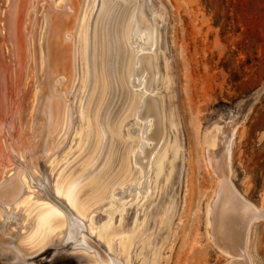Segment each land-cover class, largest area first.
Returning <instances> with one entry per match:
<instances>
[{
  "label": "rangeland",
  "instance_id": "obj_1",
  "mask_svg": "<svg viewBox=\"0 0 264 264\" xmlns=\"http://www.w3.org/2000/svg\"><path fill=\"white\" fill-rule=\"evenodd\" d=\"M139 1L81 2L71 35L76 73L66 91L71 116L50 139L56 147L48 156L43 146L39 153L35 150L41 139L33 133L30 142L28 131L19 135L17 101L21 88L30 97L27 103L34 102V93L48 77L45 15H73L70 2L77 5L78 0H0V184L5 175L26 182L4 222L13 221L12 212L19 214L15 218L21 221L9 224L17 235L27 231L38 204L54 203L55 198L64 207L57 205L66 222L56 233L65 232L42 251L24 256V264H230L243 257L246 264H264V0H141L154 31V47L141 51L154 57L153 90L131 83L139 50L128 38ZM143 66L142 61L138 70ZM62 79L51 78L52 95L62 97L54 91L61 92ZM150 98L164 113L161 139L152 136L154 122L149 125L136 116L141 99L143 107ZM137 142L142 153L134 163L129 154ZM227 145L228 184L258 212L244 254L233 259L220 252L212 229L220 180L209 154ZM21 152H30L29 158ZM139 174L144 198L134 197V187L127 190L126 184H136ZM75 176L80 177L79 202L72 208L55 195L54 185ZM73 219L81 222L80 231L66 239L65 226ZM107 224L114 225L110 236L103 233ZM124 227L133 230L120 233ZM0 236L11 238L3 232ZM1 244L0 264H22L6 248L2 251ZM3 246L12 249L10 243Z\"/></svg>",
  "mask_w": 264,
  "mask_h": 264
},
{
  "label": "bare ground",
  "instance_id": "obj_2",
  "mask_svg": "<svg viewBox=\"0 0 264 264\" xmlns=\"http://www.w3.org/2000/svg\"><path fill=\"white\" fill-rule=\"evenodd\" d=\"M83 1L78 0L77 5H75L74 2H70L69 6L75 7V12L73 15L69 14L68 11H66L65 14H63V15H60L59 19H58V17H56L54 15V13H51V12H48L47 15H45L48 29H47V37L46 36H45L46 38L44 37L46 40V43L45 44L43 43V44L45 45V49H46V55L44 58V60H45L44 63L46 66V72L48 75V77H47L48 80L46 79L47 81L46 80L43 81L41 89L39 88L40 90L36 91L35 92L36 94L34 93V97H36V99L34 102L31 101L32 102L31 104H30V101H29V104L27 103V100L30 98V97L29 98L27 97V94H28L27 91H24V89L20 88V94H19L20 99L18 98L19 101H17L18 107H17V112H16V120H17L16 122H17L18 128L20 129L19 135H22L23 132L28 131L29 133L27 134V137H26L27 140L26 141H29V140L31 141V136H32L31 134L32 133L34 134L33 135L34 138L41 139L40 143L39 144L37 143L38 145H36L35 150L38 149L37 151L39 153V150L43 146V150H44V148H45V150H44V152L42 150L41 151H42V153H45V155H48V154L50 155L52 149H54L56 147V144L52 143L50 139L51 138L54 139L55 138L54 136L57 134V132H59V130L63 129L65 127V124L67 125V123L70 119V116H71V108H70L69 104L67 103V97H66V91L70 87L71 81L73 80L75 73H76V62H75V55H74L75 54V47H74V40L72 39L71 35L76 30V26H77L79 14H80L79 13L80 12V6H81V2H83ZM107 2H109V1H107ZM92 3L93 2H91V4ZM92 11H91V13H92ZM129 14H131V13L129 12ZM135 14H136V17H135L136 19L133 18L134 23H133V27L131 26L132 30H131V32H129L130 35H129L128 40H129L130 44L131 43L135 44L134 48H136V50H139V51H138V54L136 56L135 67L133 65L134 69L132 71L131 79L134 81L131 80V83L134 82L138 86L142 85V87L146 90H148V89L153 90L155 88L154 78L156 75L155 69H154L155 68L154 60H153L154 57L152 55L150 57H144V56H142L141 51L144 48H148V47L151 48L152 45L154 47V43H153V32L154 31H153L151 18L147 15L145 3L142 2L141 0L139 1V5L137 6V12ZM132 17H134V16H132ZM127 23L125 22V25ZM127 27H128V25H127ZM159 35H160V33H159ZM42 36H44V35H42ZM28 38H29V36H28ZM43 42H44V40H43ZM155 44H157V43H155ZM35 45H37V44H35ZM35 45H34V47H35ZM29 46H30V44H29ZM35 50H37V48ZM35 53H37V52H35ZM35 56H37V55L35 54ZM39 57L40 56H37V58H39ZM34 59H36V58H34ZM142 61L144 62V66L142 69L138 70V66ZM37 63H40V62H37ZM37 63H35V64H37ZM35 64L32 65L34 68H35ZM22 69H24V68H22ZM148 70H149V73H148ZM59 75H62L66 79L65 81H64V79H62L58 84V85H60L59 87H61L60 91L62 93L59 92V88L57 89L56 87L55 88L57 90H54V91L56 93L62 94V97L52 95V93H50V88H49L51 78H54V77L59 76ZM134 83H133V85H134ZM58 85H56V86H58ZM141 95H142V93H141ZM142 99H141L139 105H137L138 108L136 107L137 108L136 116H141L142 118H144L149 123V125H151L154 122L155 123V129H154L152 136L154 138H158V139L164 138V137H162V113H163V111L161 110V107L158 104L159 102L157 103L154 100V98H150V99H148L147 105L142 107ZM82 114H83V112H82ZM163 116H164V113H163ZM98 121L99 120H97V122ZM145 131H146V129H145ZM100 141H101V139H100ZM141 144L142 143L137 142L135 148L130 151V154H129L130 160L132 159L134 161V163L137 162L136 161V159L138 157L137 155L139 153H142V152H139V149L141 148ZM101 145H103V144H101ZM46 146H48V147L46 148ZM32 147H35V145L33 146V144H32ZM224 148H225V146H224ZM230 148H231V146H230ZM230 148L227 145V147L225 149L213 152V154H209L210 158L209 157L208 158H209L210 165L214 168L213 170L219 176L217 178L220 180L217 182V188L215 189V192H214L215 199H214V202L212 203V220H213L212 229H213V233H214V239H215V241H218L219 245L221 246V249H219L220 252L225 254L226 256H228V258L233 259L234 257L238 258L244 254L245 246H246V243L248 241L249 227H250L251 223L256 220V218L258 216L257 215L258 212L250 209V207L243 200H241L238 197L239 195L237 196L235 194V191H233L230 188V186H229L230 182L228 184L226 177H227V173H228L227 171L230 167L229 166L230 165V150H231ZM161 151H163V150H161ZM30 152H31V150H30ZM94 152H95V148H94L93 153ZM32 153H33V151H32ZM21 154L23 157L25 156V157L29 158L27 152H26V154L21 152ZM124 158H125V153H124ZM92 159H91V161H92ZM91 161L89 164H91ZM29 163H30V165L31 164L35 165V162L32 161V159L31 160L29 159ZM138 165H139V163H138ZM123 167H124V165H123ZM148 168H149V166L147 167V169ZM109 177H111V176H109ZM131 177L133 178V176H131ZM111 178H113V177H111ZM141 179H142V176H141V174H139V176L136 178V180H137L136 184H134V185L126 184L128 191H130V189L133 187L137 190L136 193H134L135 198H137V197L138 198L139 197L144 198V195L146 194L144 190H140V187L142 185H139V181ZM125 180H126V178L122 182V185L124 183H126ZM79 181H80V177L75 176V177H72L68 180L57 181L54 185L55 195L58 198H63L72 208H74L76 206V204L79 202L78 201V191H77ZM105 181H107V180H105ZM130 183H132V182H130ZM142 183L144 184V182H142ZM25 184H26V182L23 180H20L19 178H16V179L11 178V177L6 178V175H5V181L0 184V230L3 233H6L9 236H11V238L15 236L13 239L9 238L8 240L4 237L0 238L1 239L0 243H2L1 244L2 251L7 250L8 252H11L14 259L16 261L21 262L22 264H24V262H25L24 256H26V255L30 256V255H33V254H36V253L42 251L44 249V247L48 246L49 243H51L53 241V239H56L55 235L60 233V232H63L64 230L63 231L60 230L57 233H56V231H58L60 229V227L63 226L66 222V221H64V219L62 218V216L59 213L60 211L58 210V206L59 207L60 206L63 207V206L60 204L59 199L53 198L54 203L48 201V203L44 202L42 204H38L37 209L35 211V214L32 211L34 216L31 219L28 218L29 222L27 221L28 222L27 231H23L21 233H17V231H16L17 235L14 234L15 233V232H13L14 230H12V228L9 229L11 226L9 224L10 223H18L19 220L18 219L16 220L15 217H16V215H19V214L15 215L13 212L11 213V216L13 218L12 222H10L9 220L8 221L6 220V222H4L5 218H3V215H6V213H10L12 211L10 209V205L13 204L14 202H16L17 199H19L22 196V193L24 192L23 188H24ZM102 184L103 183H101L100 186L103 187ZM106 186H107V184H106ZM106 186H105V188H106ZM109 186H111V185H109ZM99 188L100 187H98L96 189L98 190ZM108 189H109V187H108ZM124 189H126V188H124ZM97 190H95V191H97ZM99 190H101V189H99ZM89 195L91 196V195H93V193H91ZM95 197H98V196H95ZM241 198H243V197H241ZM98 201H100V200H98ZM85 202L87 204L88 201H85ZM91 204H93V203H91ZM91 204H89V205H91ZM94 204H95V202H94ZM33 208H34V206H33ZM123 208H124V206H123ZM27 209H29V208H27ZM261 209H262V207H259L258 211H260ZM21 210H22V208H21ZM21 210H18V211H21ZM26 211L29 212L28 210H26ZM78 214L81 215L82 211H78ZM113 214H114V212L112 213V215ZM75 216H77V215H75ZM123 216H124V214H123ZM18 218H19V216H18ZM121 219H123L122 215H120L119 221H121ZM123 221H124V219H123ZM84 223H85V221H84ZM104 224H105V222H104ZM110 226H112V224ZM110 226H109V224H107L106 228L103 231V233L106 236H108V234L110 236V233H109V229H111V228H109ZM113 226H112V228H113ZM65 227H67V230H66L67 238L66 239H73L76 235H78V233L80 231L81 222L78 219H73L71 221L68 220V225ZM22 228H23V226H22ZM103 228H104V225H103ZM9 230H11V231H9ZM132 230H133V227H127V228L124 227L123 229H120V233L125 234L127 232L132 231ZM2 232L0 234H2ZM128 235H130V234H128ZM114 236L116 237V235H114ZM62 238H63V236H62ZM110 242H112V241H110ZM125 242H124V244H125ZM6 243H10L13 250L11 248L8 249L6 246H3ZM121 243H123V242L121 241ZM111 247H112V245H111ZM5 248H6V250H5ZM243 259H244V257H243ZM243 259L242 260L240 259V261L233 259L230 264H246L245 263L246 261H244ZM15 264H17V263L15 262ZM114 264H118V262L115 260Z\"/></svg>",
  "mask_w": 264,
  "mask_h": 264
}]
</instances>
